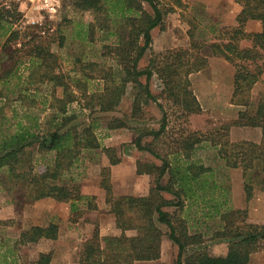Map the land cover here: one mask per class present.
Masks as SVG:
<instances>
[{"label": "trees", "instance_id": "1", "mask_svg": "<svg viewBox=\"0 0 264 264\" xmlns=\"http://www.w3.org/2000/svg\"><path fill=\"white\" fill-rule=\"evenodd\" d=\"M235 2L240 6L235 18L236 25L220 31L216 23H213L210 28L218 29L215 28L216 32L214 29L213 34L221 32V35L208 46L213 54L221 55L235 66L230 101L247 107L250 90L264 69V0ZM69 3L79 11L100 15L99 28L106 30L103 40L114 38L105 48L108 55H112L116 61L118 72L114 74L111 68L109 72L106 71L103 78L109 83L104 85L101 92L88 93L91 102L86 103V106L95 102L93 106L97 105L101 112L114 110L121 102L126 86L130 84L132 106L129 116L137 117L143 100H154L148 82L155 73L163 84L166 98L182 108L183 114L200 111L190 87L189 75L206 66V56L189 51L190 49L165 50L152 54L146 68H138L139 60L151 44V30L161 26L168 13L184 7L182 0H69ZM144 3L148 9L144 8ZM14 14V11L0 7V183L8 190L15 187L22 189L23 196L30 201L47 197L57 201L81 200L85 197L81 195L78 183L72 178L64 179L63 175L78 161L81 152L96 154L99 150L105 155L107 159L101 168L102 178L99 184L105 190V202L109 211L114 214L115 225L121 232L118 236L101 238L95 230L81 244L78 264H134L137 261L158 260L161 237L164 234L178 247V253L172 263L157 264H249L252 253L264 251V223L248 221L245 209L227 207L220 214L223 229L217 233L227 239V252L214 255L198 248L182 259L185 248L197 243L201 235L189 233L184 220L175 212L170 214L163 208L174 206L177 209L182 205L181 191H176L174 185L186 195H190L192 186L195 187L198 193L195 196L207 204V199L202 195L210 187L206 178L201 177L212 174L213 169L198 161H187L185 166L171 165L168 157H162L151 145H142L141 135L134 139L136 148L148 151L161 160L159 165L150 164L146 167V171L152 174L149 194L113 196L109 183V166L120 163V158L114 148L103 146L99 142L95 131L98 126L97 119L67 126L76 116L66 115L65 107L75 96L68 92L63 76L54 73L49 42L44 45L45 41L40 42L30 37L16 45L20 31L11 27L17 18L13 17ZM252 20L260 22V30L245 32L243 26ZM104 22L108 23L105 25L106 29ZM191 24V46L201 47L203 44L193 39V31L198 24L193 21ZM89 28L88 31L93 26ZM242 39L249 40L250 45L240 47L239 41ZM7 54L11 64L2 70V62ZM249 65H253V68L250 69ZM24 71L26 74L23 75ZM118 74L119 79H114ZM82 75L86 77V74ZM142 75L145 76V82L140 80ZM71 80L79 87V91L86 89L80 78L72 76ZM60 87L64 88L65 98L58 99V105L49 103L43 91L54 94ZM46 109L52 111L45 115L46 120L43 123L39 121L40 113ZM165 118L166 115H163L158 130L150 131L154 137L160 136L165 130ZM237 120L240 125L259 127L260 140L233 142L229 139V126H222L212 132L193 131L179 137L182 139H176V144L179 143L180 146L177 144L171 153L182 154L188 160L197 144L208 142L211 147L216 148L217 157L222 161L224 170H241L245 198L249 201L255 185L264 192V94L259 97L252 115L245 116L240 113ZM114 121L108 123L107 128L126 125L120 119ZM37 153L52 155L51 161L43 164L41 172L36 169ZM137 173H142L139 167ZM165 175L168 179L162 183ZM216 186L214 183L211 191ZM164 191L173 198L165 199L162 194ZM209 200L213 207H218V202L214 203L211 198ZM238 217L242 218L240 222L235 221ZM162 227L167 229V233L163 232ZM126 230H134L135 234L128 236ZM57 236L58 225L54 222L24 228L11 247L4 250V245H0V264H21L18 262L17 248L41 241H53ZM50 261V252H40L37 259L27 264H50Z\"/></svg>", "mask_w": 264, "mask_h": 264}, {"label": "rangeland", "instance_id": "2", "mask_svg": "<svg viewBox=\"0 0 264 264\" xmlns=\"http://www.w3.org/2000/svg\"><path fill=\"white\" fill-rule=\"evenodd\" d=\"M182 2L184 7L176 8L168 13L164 17L162 25L151 30V44L139 60L138 68H146L152 54L165 50L190 49L189 51L206 56V66L189 75L190 87L200 106V111L188 115L183 114L182 108L172 104L171 100L166 98L161 80L153 73L148 85L154 100L147 99L145 101L144 99L137 117H130L132 106L130 84L126 86L121 102L114 110L101 112L97 105L93 106L95 102L86 106V103L91 102L88 93L101 92L104 85L109 83L106 82L107 79L103 78L106 71L109 72V68H111L114 74L118 72L116 61L112 58V55H108L105 48V45H110L114 38L109 37L107 40H103L106 30L102 27L99 28L100 15L90 11H79L69 3V0H61V8L55 17H48L43 14V17H38L37 11H31L29 4L23 0H0V7L14 11L13 17H17L11 26L12 29L20 31L17 46L30 37H34L40 42L45 41L44 45L49 42L48 48L53 54L51 62L54 73L63 76V82L67 85L68 92L75 96L74 100L68 102L65 107L66 115L76 116L72 118L67 126L80 125L83 122H89L91 119H97L98 126L95 131L99 142L103 146L115 149L116 155L121 160L120 163L114 166L113 171L110 170L109 166V183L111 192L115 197L135 196L132 189V185L138 183V180L134 177L135 162L139 169H146L147 165L150 164L159 165L161 163V160L153 154L136 148L134 139L138 135H141L140 142L142 145H151L155 151L159 152L164 158L168 157L172 163L186 158L182 154L171 153L177 147V144L180 146L179 143L176 144V139L180 141L182 138L179 137H184L193 131L206 133L222 126H229V133L232 127H248L250 137L254 139L261 138L259 127L240 125L237 119L240 113L245 116L254 113L259 97L264 94V69L255 86H252L255 97L253 100L250 98L252 88L250 90L248 106L233 104L229 100L232 97L230 92L232 93L234 88L233 77L236 68L221 55L213 54L208 46L209 43L218 39V36L221 35L220 31L236 25L234 17H236L235 14L240 6L235 0H182ZM143 6L148 9L145 3ZM221 19H223V22L220 21ZM192 21L198 24L197 29L193 31V39L194 41H200L203 44L201 47L194 48L191 46L190 27ZM213 23H216L220 33L213 34L216 28H210ZM91 25L93 29L88 31ZM105 25H108V23H103L106 29L107 26ZM248 27L252 30L251 32H254L253 30H256L258 24L250 21ZM243 30L250 32L244 26ZM249 45V40L242 39L239 41L240 47H248ZM208 60H210L211 65H209ZM262 60L264 61V50ZM10 64L9 54H7L2 62V70L8 68ZM249 68L252 69L253 65H249ZM24 74H26L25 71ZM82 74H86V77ZM72 76L80 78L86 89H80L79 91V87L74 85L71 80ZM119 77L120 74L116 75L114 79L117 80ZM140 80L145 82V76L142 75ZM43 92L48 98V102L53 105H58V99L65 98L63 87L57 88L54 94L46 92V90ZM217 94L221 98H218ZM222 98L228 100H221ZM229 104H232V106ZM17 109L20 110V108ZM51 111L46 109L41 112L39 121L45 123V115H48ZM163 115H166V128L160 136L154 137L153 134H150V131L159 129ZM114 119H120L126 125L113 129L107 128L108 123L114 121ZM169 152L170 154H168ZM35 158L37 159L36 169L41 172L43 164L50 162L52 155L37 153ZM106 159L105 155L99 150L96 154H88L87 151L81 152L78 161L69 172L63 175L64 179L72 178L79 186H85L88 191L101 188L99 184L102 178L101 168L105 165ZM190 159L198 160L204 166L213 169L212 174L201 177L206 178L210 187L201 195L208 202L210 201L209 198L217 201L218 204L222 201L225 203L230 202L232 186L230 185L231 182L227 181H231V177H229L230 174L229 176L226 174L228 169L224 170L222 161L218 159L216 148L211 147L208 142L197 144L195 151L191 152ZM167 179L168 177L165 175L162 178V183H165ZM151 182L147 195L152 186ZM214 183L217 186L211 191ZM219 186L225 187V190L221 191ZM23 193L24 191L17 187L10 190L5 189L0 183V245H4L2 247L4 250L12 246L21 229L28 228L31 225H44L48 222L58 221L50 216L52 205L49 200L30 201L23 196ZM135 193H137L136 196H139V191L136 190ZM242 193L245 199L243 189ZM88 195L85 199L74 202V208L69 207V222L61 223V237L53 241H41L17 248L18 262L27 264L37 259L40 252H50L51 264H78L79 250L81 244L86 240L88 232L94 233L97 230L101 238L118 236L121 231L115 225V217L109 211L108 204L105 202L106 206L100 210L94 209L97 199L96 197L91 198V194ZM164 197H166L165 199L173 198H169L171 196L168 194H165ZM245 202L246 205L242 209L246 210V219L264 223V192L261 191L258 185L254 186L251 199L249 201L245 199ZM229 208L234 209L232 206ZM64 209L63 207L61 210ZM166 211L171 214L174 207L168 206ZM220 214L216 220H203L204 223L206 222V227L197 226L196 230L191 229L192 232L190 233L197 232L201 237L197 243L185 248L182 259L198 248H203L214 255L227 252V239L217 234L223 229ZM241 219V217H238L235 218V221L240 222ZM113 226L115 232L112 231ZM162 230L167 233L165 227H162ZM125 233L130 236L134 235L135 231L126 230ZM165 252L164 255L168 256L167 259L172 258L173 262L178 253V247L172 243L171 246L165 249ZM249 264H264V251L259 250L252 253Z\"/></svg>", "mask_w": 264, "mask_h": 264}, {"label": "crops", "instance_id": "3", "mask_svg": "<svg viewBox=\"0 0 264 264\" xmlns=\"http://www.w3.org/2000/svg\"><path fill=\"white\" fill-rule=\"evenodd\" d=\"M239 11H240V9L237 11L235 16L239 13ZM234 18H236V17H234ZM220 21L223 22V19H221ZM252 22H256L258 24V27L256 28V30H253V31H259L260 28H261L260 22L256 21V20H252ZM248 26H250V21H247L245 23L244 28L246 27L247 31L251 32L252 30ZM208 62H210V60H208ZM209 65H211V62L209 63ZM262 79H263V77H262ZM254 86H255V84H254ZM253 90H254V88L252 87V94H251L252 96L250 97L252 100L255 98ZM230 94L232 95L231 92H230ZM231 95H230V97H231ZM217 97L221 98V97L218 96V94H217ZM198 100H199V98H198ZM221 100H228V99L227 98H222ZM229 105L232 106V104H229ZM249 133L250 132H249L248 127H242V128L232 127L230 129V132H229V139L231 141H233V142L238 141V140H250V141L258 142L260 140L259 136H258L259 138H257V139H254V138L250 137ZM238 136H240V137H238ZM187 161L194 162L196 160H194V159H188V160L179 159L178 161H176V163L175 162L174 163L171 162V165L177 164V165H180V166H183V165L185 166V164H186L185 162H187ZM198 162H200V161H198ZM114 166L115 165H111L110 166V170L113 171ZM137 169H138V165L135 162V164H134V177H136V179L138 180V183L136 182L134 185H132L133 186L132 187L133 194L136 196L137 193H135V191L137 190V191H139V193H138L139 196L147 195L148 190H149V184L151 182V174L148 171H146V169H141V168H140V170L142 171V173L138 174L137 173ZM226 174H228V176L230 174L229 177H231V181H229V180L227 181V182H231L230 185L232 186L231 201L230 202H226V203L224 201H222V203H219L218 207H216V208H215V206H217V205H215L213 207L212 206L213 203L210 204V202H207V204H204L198 198V196H195V195L198 194L197 191L195 190V187L192 186V192H190V195H186L184 193V191H182V189L177 187V185H174L176 191L177 190L181 191L180 197H181L183 202H182V205H181L180 208L176 209V207L172 206V207H174V211L172 213L175 212L178 217H180L182 220H184L186 222V225H187L189 233L192 232L191 229L196 230L197 226L206 227V222L204 223L203 220H206V221L208 219H213V220L215 219L216 220L217 217L219 216V214L222 213L223 211H225L226 208L229 207V206L230 207L232 206V208H234V209H242L246 205L245 204L246 203L245 202L246 198L244 199L243 193H242L243 181H242L241 170L238 169V168H230V169L227 170ZM143 185H144V190H143ZM79 187H80V193L84 197L89 196L88 194L92 195L91 198H95L96 197V199H97L96 201L97 202H96V205H95L94 209L100 210L101 208H104V206H106L105 205V199H104L105 198V192H104L105 190L104 189L102 190V188H96V190L88 191L87 189H85V186L81 185ZM219 188L221 189V191L225 190V187L219 186ZM92 192H94V193H92ZM162 194H163V196H165V194H168L169 196H171L169 198L173 197L170 193L165 192V191L162 192ZM41 199H47V200L50 201V204L52 205V209H51L52 211H51L50 216H52L53 219L59 221L60 226L58 224V221L57 222L54 221V222L58 225V236H57V238L61 237V234H62L61 223H64L66 221L69 222V213H70L69 212V207L74 208L75 206L73 204H74V202H76L78 200H75V201H72V200H69V201H57V200H55L53 198H49V197L41 198ZM41 199H39V200H41ZM83 199H85V198H83ZM215 202H217V201L214 200V203ZM63 207L65 209L62 211L61 209ZM163 210H166V207H164ZM112 228H113L112 231L115 232V227L113 226ZM20 231L18 232V235H19ZM92 233H91V231L88 232L86 234L87 237L85 239H87L89 236H91ZM193 233H197V232H193ZM170 241L171 240L166 235H163L161 237V253H160V258L158 260L137 261L134 264H157V263H160V262L172 263V260H171L172 258L168 260L167 259L168 256L164 255L166 253L165 249L172 245V243H171L172 241L171 242ZM50 264H51V262H50Z\"/></svg>", "mask_w": 264, "mask_h": 264}, {"label": "built area", "instance_id": "4", "mask_svg": "<svg viewBox=\"0 0 264 264\" xmlns=\"http://www.w3.org/2000/svg\"><path fill=\"white\" fill-rule=\"evenodd\" d=\"M29 4L31 11H37L38 17L47 15L48 17H55L61 8V0H23ZM35 17V16H30Z\"/></svg>", "mask_w": 264, "mask_h": 264}]
</instances>
